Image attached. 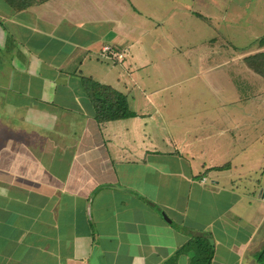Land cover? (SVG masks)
<instances>
[{
	"label": "crops",
	"instance_id": "crops-1",
	"mask_svg": "<svg viewBox=\"0 0 264 264\" xmlns=\"http://www.w3.org/2000/svg\"><path fill=\"white\" fill-rule=\"evenodd\" d=\"M263 38L264 0H0V264H260Z\"/></svg>",
	"mask_w": 264,
	"mask_h": 264
},
{
	"label": "trees",
	"instance_id": "trees-1",
	"mask_svg": "<svg viewBox=\"0 0 264 264\" xmlns=\"http://www.w3.org/2000/svg\"><path fill=\"white\" fill-rule=\"evenodd\" d=\"M261 45H264V38L259 41ZM258 56L252 57L256 59ZM252 59V60H253ZM264 60V59H263ZM262 60V61H263ZM255 67L257 72H263L264 64L256 65ZM264 73V72H263ZM262 73V74H263ZM92 85V98L95 103V109L97 117L100 120H118L133 117L134 114L129 111L127 107L126 98L108 87L100 86L96 83H93L88 79ZM226 166L219 167L217 170L224 169ZM193 253L191 264H211L213 258V245L208 238H197L188 246ZM257 260L262 263L264 261V248L259 253Z\"/></svg>",
	"mask_w": 264,
	"mask_h": 264
},
{
	"label": "built area",
	"instance_id": "built-area-1",
	"mask_svg": "<svg viewBox=\"0 0 264 264\" xmlns=\"http://www.w3.org/2000/svg\"><path fill=\"white\" fill-rule=\"evenodd\" d=\"M100 57L108 61L122 63L124 60V51L117 50L111 45H104L100 49ZM201 180L204 181V179Z\"/></svg>",
	"mask_w": 264,
	"mask_h": 264
},
{
	"label": "rangeland",
	"instance_id": "rangeland-1",
	"mask_svg": "<svg viewBox=\"0 0 264 264\" xmlns=\"http://www.w3.org/2000/svg\"><path fill=\"white\" fill-rule=\"evenodd\" d=\"M262 64H264V60L262 61V60H260L259 62H258V65H262ZM256 66V65H255ZM258 256H259V254H256V257L255 258H258ZM258 263H260L259 261H258ZM260 264H264V261L262 262V263H260Z\"/></svg>",
	"mask_w": 264,
	"mask_h": 264
}]
</instances>
